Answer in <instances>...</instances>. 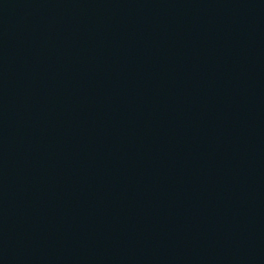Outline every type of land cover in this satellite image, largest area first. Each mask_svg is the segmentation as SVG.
<instances>
[{
    "label": "water",
    "instance_id": "water-1",
    "mask_svg": "<svg viewBox=\"0 0 264 264\" xmlns=\"http://www.w3.org/2000/svg\"><path fill=\"white\" fill-rule=\"evenodd\" d=\"M0 264H264V0H0Z\"/></svg>",
    "mask_w": 264,
    "mask_h": 264
}]
</instances>
